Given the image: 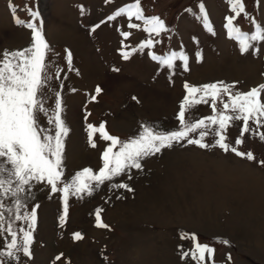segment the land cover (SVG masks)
<instances>
[{
  "label": "rangeland",
  "instance_id": "1",
  "mask_svg": "<svg viewBox=\"0 0 264 264\" xmlns=\"http://www.w3.org/2000/svg\"><path fill=\"white\" fill-rule=\"evenodd\" d=\"M134 2L0 0V57L5 50L25 49L32 43L31 30L15 23L13 9L25 21L31 20L27 9L39 11L38 21L43 22L52 47L50 75L58 69L59 78L50 80L43 95L46 105L54 109L55 94L60 93L62 118L70 129L64 139L63 177L58 188L85 168L98 173L103 167L102 153L111 142L97 132L92 147L89 124L104 123L105 130L122 141L137 138L145 127L168 133L180 127L178 113L188 94L185 83L200 86L223 81L240 92L264 84V41L254 42L258 51L249 49L242 54L238 41L224 27L229 16L235 17L233 26L243 32L255 31V24L264 26V0H242L247 15L240 16L228 0H140L145 17L157 16L165 22L167 30L159 35L145 31L144 21L134 16L123 14L107 21ZM200 3L213 32L197 18ZM96 24L100 27L93 30ZM123 32L130 35L124 37ZM148 40L152 45L141 47ZM66 50L72 53L71 66ZM181 51L188 57L187 69L180 59L169 68L152 58V54L166 57ZM213 114L210 103H201L186 116L194 121ZM40 124L53 130L44 116ZM242 126V121L229 126L227 142L239 151H251L255 161L219 147L174 143L142 160V169L132 168L106 181L91 195L70 194L63 223L64 193L52 192L46 182L25 186L26 191L19 194L23 203L19 213L10 194L0 195L5 217L21 238L19 230H28L30 221L15 220V215L30 214L35 208L37 216L31 256L17 252V259L5 254L0 264H197L190 257L181 258V250L193 247L192 240L181 239V231L195 233L199 243L215 249L211 259L205 254L204 264H264V166L259 163L264 160V140L249 132L244 133L242 144H235ZM256 131L264 132V126ZM216 139L210 134L204 142L212 145ZM120 183H127L133 191L113 187ZM97 209H102L100 216L108 229L96 226ZM76 232L81 233V240L74 239ZM225 239L230 244L221 243ZM8 243L10 233L0 232V251L6 252Z\"/></svg>",
  "mask_w": 264,
  "mask_h": 264
},
{
  "label": "snow or ice",
  "instance_id": "2",
  "mask_svg": "<svg viewBox=\"0 0 264 264\" xmlns=\"http://www.w3.org/2000/svg\"><path fill=\"white\" fill-rule=\"evenodd\" d=\"M228 3L236 16H240L242 13L247 15L242 0H228ZM80 7L83 15V6ZM199 9L201 16L197 18L203 20L204 26L209 32H213L203 3L199 4ZM27 10L31 20L25 21L17 18L15 9H13V17L16 24L31 30V45L15 51L5 50L0 57V195H11L17 213L23 207L19 194L26 191L25 186L30 188L33 181L46 182L50 185L52 192L62 191L64 193V215L60 218L61 223H63L67 216L68 196L70 194L86 193L91 195L106 181H111L132 168L142 169V160L182 141H186L189 145H198L204 149L219 147L226 153H234L248 161L256 160L251 151H239L234 145L227 142V129L234 122L242 121L241 137L235 141L237 145L244 142L243 135L249 132L259 135L260 139L264 140V132L256 131L258 127L264 126V99L261 97V93H264V84L253 87L247 92H240L233 90L234 84H225L223 81L200 86L185 83L184 87L188 94L181 102L178 113L180 124L178 130L163 133L157 132L151 127H145L137 138L122 141L120 138L110 135L105 130L104 123L98 127L89 124V141L92 147L96 146L92 137L97 132L102 140L111 142L102 153L103 167L99 169L98 173H94L90 168H85L77 172L70 183L64 182L63 187L58 188L63 177L64 139L70 129L62 118L63 108L60 93L56 92L55 94L56 105L54 109H50L45 103L43 93L48 90L50 80L59 78V70L57 69L55 74L50 75L49 53L52 52V47L46 39L43 22L38 21L40 13L31 8ZM188 11L192 10L188 9ZM123 14L129 18L134 16L137 20L144 21V30L149 33L159 35L167 30L165 22L160 17H145L143 15L140 0H135L134 3L121 7L113 15L108 16L107 21L116 20ZM225 19L224 27L228 29L229 37L238 41L242 54L248 52L249 49L259 50L254 42L264 41V26L255 24V31L247 33L239 27L233 26L235 17L229 16ZM105 22L101 21L100 24ZM100 24H96L93 30L99 28ZM129 27L139 28L140 25L130 24ZM122 35L127 37L130 33L123 32ZM152 43V40L142 42L141 47H149ZM133 50L135 51V49ZM66 52V59L71 66L72 53L67 50ZM199 56L200 54L197 53L198 58ZM124 58L128 59V55L125 54ZM152 58L159 60L169 68L173 67L174 60L180 59L187 69L188 57L182 51L179 53L172 52L166 57L152 54ZM96 91L99 93L101 89L97 87ZM198 93L199 96H197ZM201 103H210L214 114L194 121L189 119L186 113L194 105ZM41 116L48 119V123L54 126L53 130L49 131L41 127ZM190 134H195L198 138H193ZM210 134L218 137L215 144L210 145L204 142L205 137ZM117 146L118 150L114 151L113 149ZM259 163L264 166V160H260ZM113 187L133 191L127 183L115 184ZM4 208L5 204L0 201V232L10 233V243L7 244L6 252L0 251V256L6 254L18 259L16 253L22 252L25 256L30 257V245L33 242L32 229H34L37 219L36 209L33 208L30 214L15 215V220L30 221L28 230H19L23 233L21 238L20 234L13 230L12 222L6 219ZM101 211L102 209L96 210V226L108 229L110 226L103 223L100 216ZM180 236L181 239L193 241L191 249L188 251L181 250L182 259L190 257L197 261V264H204L206 253L211 259L215 249L208 244L199 243L195 233L181 231ZM73 237L75 240L83 238L79 232L74 233ZM221 243L227 245L230 244V241L225 239L221 240ZM178 247L183 249L182 245ZM60 258L61 256L56 257L57 260ZM228 259H231L230 255Z\"/></svg>",
  "mask_w": 264,
  "mask_h": 264
}]
</instances>
